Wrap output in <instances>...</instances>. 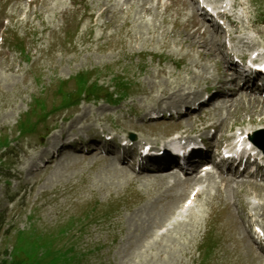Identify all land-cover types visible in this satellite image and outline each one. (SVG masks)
<instances>
[{"label":"rangeland","instance_id":"rangeland-1","mask_svg":"<svg viewBox=\"0 0 264 264\" xmlns=\"http://www.w3.org/2000/svg\"><path fill=\"white\" fill-rule=\"evenodd\" d=\"M22 1L10 0L2 5L4 0H0V27L3 18H9L10 22L5 35L10 54L0 53V141L11 142L9 148L0 152V157L7 156L5 165L0 166V210L6 208L2 214L4 220L0 224V264H42L41 261L46 255L49 257L48 264H66L67 258L62 251L50 247L41 249L35 239L30 242L32 245L29 251L19 250L24 256V261H18L19 254L12 258L13 254L10 253L18 232L26 235L30 233L41 235L45 240L51 238L56 243L55 248L73 245L74 250L78 252L76 259H79V264H197L201 262L206 246L198 245L199 237L195 238L194 233L197 231L195 229L197 222L194 219H188V226H181L178 232L168 233L167 237L150 242L148 246L150 249L147 248L149 230L151 233L157 226L162 225L166 219L163 205L170 196L178 195V190H166L164 187L149 189L152 184L137 182L134 191L140 193L143 199L140 203L134 195L131 196L130 190L124 189L125 182L117 179L116 175H122L118 172L112 173L107 167L96 166L104 164L105 161L99 162L98 158H95L97 160L95 162L93 155L70 156L68 162H60L65 164L50 166L41 176L38 175L34 179L30 190L28 188L30 185H27L28 189L21 192V195H25L22 196L19 204L18 199L15 204L10 203L12 202L10 196L17 191V183L9 181L12 185L7 189L5 199L2 198L5 174L9 175L11 172H6L9 171L6 169L11 167L12 170H17L21 167L18 163L20 148H35L33 146L39 144V136L44 138V143L48 135L52 134L53 128L62 126L61 121L64 118L70 119L72 123L79 122L81 116L83 118L96 116L99 119L106 117L107 106L104 102L86 103L85 97L79 103L71 101L69 106L59 108L64 104V99L56 94L61 82L70 81L62 92L72 95L76 91L72 81L74 75L80 72H96L97 83L103 84L104 93L100 95L107 96L111 91H115V85L119 83L116 79L117 83L114 84V76L124 78L131 84L128 97L116 107L115 119H112V122H105L108 125L121 124L122 120L130 121L125 119L126 109L140 111L142 114L149 107L152 108L159 102H166L168 94L176 91L175 85L179 81L183 83L193 74L189 70L192 69L193 61H196L197 57V54L189 53L185 47L180 50V43L183 40V37H180L181 30H176L171 24L176 17L173 14L177 13L176 8H168V13L163 15L162 9L157 6L152 8V4H149L148 6L152 8L151 13L145 15L140 12L138 6H135V10L128 17L126 14L117 15L118 25H122L125 20L129 21L128 28L123 29L122 34L119 32L121 37L115 36V38L101 39L102 42H95L96 36L101 33L100 30L95 31V29L107 20V16L97 15V9L112 2L78 0L89 10H95L96 14L92 20V30L84 33L82 28L88 27V20L79 21L83 12L77 7L76 10L71 11L77 13L67 16V19H75V22L69 28L54 31L62 23L59 20L60 8L67 7L69 0H36V5L30 6V9L26 7L27 3ZM178 2L184 6L182 0ZM22 13L25 18L20 20ZM242 16L247 21L255 14L253 16L248 13ZM65 22L63 18V23ZM78 24H80L79 30L73 35L72 32L76 30ZM113 27L115 31L118 30L115 25ZM53 28L55 29L52 30ZM251 38L258 42L256 38ZM16 40L23 41L22 55L13 46ZM258 44L264 48V41L260 40ZM206 45L209 46L208 43ZM190 47L196 48L193 44H190ZM198 47L203 49L200 43ZM152 53H162L166 58L151 59L148 54ZM184 53L192 55V58H187L188 63L185 65L188 71L176 69L169 62V59H177ZM211 61L208 58L203 64ZM94 77L92 75L93 79ZM110 78L113 83L109 81ZM198 80L195 79L194 82L197 83ZM193 84L195 89L196 84ZM177 85L181 87V84ZM190 86L187 84L185 88ZM189 92L186 89L181 92L179 90L170 98L177 96L182 100L180 97L183 95L184 100ZM92 104L96 105L95 115L91 111ZM241 106L251 108L245 103L235 101V107L231 110L235 109L237 112L230 115L231 119L229 116L224 131L230 123L248 115V111L243 110ZM253 107L251 114L264 115V108L260 109L257 106L256 110ZM107 114L110 116L109 113ZM24 120L29 123L26 126H30L32 132L27 133L25 137L21 135L17 137V126ZM86 126L88 129L93 128L91 122L86 123ZM159 128L170 129L165 125ZM152 129L154 128L136 126L131 127L130 130L143 135H156L151 133ZM22 162L26 161L21 158L20 163ZM112 166L116 171V167ZM59 169H62L61 173L54 171ZM138 188H140L139 192ZM209 196L199 200V205L209 210H213L217 205L230 206L235 198L234 194H218L213 201L210 198L208 203L209 200L206 199ZM9 207L10 211H7ZM232 211H234L232 207H229L227 217L231 218L232 226L237 229L239 224L234 225L236 220L231 217L234 216L231 214ZM69 222L73 223L71 230L66 234H59L58 231L70 225ZM199 224L202 231L204 225L202 219L199 220ZM209 226L211 228L207 234L217 246L211 248L210 259L204 258L203 263L226 264L227 260L220 263L214 258L224 244L230 245L232 228H224L222 223L215 221L209 222ZM142 245L146 248H141ZM163 245L170 247L163 248ZM196 246L200 247L196 248ZM15 251L18 252V247Z\"/></svg>","mask_w":264,"mask_h":264},{"label":"bare ground","instance_id":"bare-ground-1","mask_svg":"<svg viewBox=\"0 0 264 264\" xmlns=\"http://www.w3.org/2000/svg\"><path fill=\"white\" fill-rule=\"evenodd\" d=\"M181 2V1H180ZM179 5H181L179 2H178ZM192 23H195L194 25ZM186 27L188 28H192L193 31H192V34L190 35V38H194L195 40L196 39H201V41H198V43H200V45L202 46L203 49H207L208 46L206 45V43L202 40L203 37L205 36V32L204 33H200L199 32V28H200V25L197 21H192L191 23L187 24ZM212 40L214 39L213 37L211 38ZM212 47H213V44H211L210 48H209V52L212 51ZM218 83L221 84L222 86H225L227 83H228V80L225 78V75L224 77L222 76H218ZM180 84V83H179ZM178 86V85H177ZM181 90V88L179 89ZM178 90V91H179ZM187 90V89H186ZM184 91V90H183ZM233 93L235 95V97L237 98V100H242V101H245V102H248L249 104H252V107L253 106H259L260 109H263L264 108V98L261 97V94H259L260 92H255L253 89H250V88H242V87H237L234 86L233 87ZM185 94V93H184ZM186 95V94H185ZM180 97V96H179ZM181 97H183V95H181ZM171 99V98H170ZM160 103V102H159ZM241 103V102H240ZM163 105V104H161ZM171 104L169 106H166V108L170 107ZM153 107V106H152ZM150 108V107H149ZM257 110V108H256ZM262 111V110H261ZM260 111V112H261ZM231 115V114H230ZM228 115V119H229V116ZM261 118L264 120V115H260ZM225 130V129H224ZM61 138L62 137H67V134L62 132L61 133ZM67 141H62V142H58V139L56 137H53L52 138V141L51 143L48 145V147L44 150V153H48L52 150H59L61 148V145L62 144H66ZM73 153L77 152V151H71ZM97 159V158H96ZM99 162L100 161H105V158H98L97 159ZM96 160V161H97ZM98 163V162H97ZM103 164V163H102ZM111 164L114 165L116 167L117 170H120L122 171V168H119L117 167L116 165L120 166L119 164L111 161Z\"/></svg>","mask_w":264,"mask_h":264}]
</instances>
